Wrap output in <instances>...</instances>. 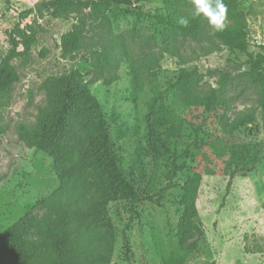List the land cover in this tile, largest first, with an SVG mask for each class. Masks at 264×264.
<instances>
[{
  "label": "rangeland",
  "instance_id": "obj_1",
  "mask_svg": "<svg viewBox=\"0 0 264 264\" xmlns=\"http://www.w3.org/2000/svg\"><path fill=\"white\" fill-rule=\"evenodd\" d=\"M41 1L0 0V62L27 26L37 31L28 56L12 60L18 80L8 94H0V234L27 215L34 224L27 240L34 243L56 217L55 169L60 162L25 147L18 129L37 124L45 106L46 80L78 72L102 107L124 174L141 192L152 182L151 201L106 205L111 224L100 228L99 239L113 243L110 264H166L178 254L185 255L182 264H264V162L231 180L227 168L212 172L208 165L215 153L206 146L205 134L196 135L188 124L179 138L169 141V154L156 162L149 153L146 121L156 93L180 70L195 69L194 92L215 91L217 100V111L205 113L203 128H217L222 137L223 124L248 110L255 117L248 138L253 143L264 141V108L257 86L248 81L250 58L264 67V0H229L226 5L245 17L248 54L231 52L208 30L198 39L172 35L152 18L137 20L126 6L111 7L105 17L91 15L89 8L62 18H53L50 12L25 14ZM133 1L151 15L164 12L166 5L164 0ZM179 7L184 13L195 11L194 0H183ZM71 31L79 33V46L66 54L61 38ZM187 93L177 94L174 101L179 103ZM77 107L91 122L90 104L81 102ZM152 119L156 124V110ZM68 130L62 141L68 139ZM69 144L75 148L76 142ZM172 164L182 170L160 199ZM196 167L203 173L195 202L198 228L181 229L183 208L178 201Z\"/></svg>",
  "mask_w": 264,
  "mask_h": 264
},
{
  "label": "trees",
  "instance_id": "obj_2",
  "mask_svg": "<svg viewBox=\"0 0 264 264\" xmlns=\"http://www.w3.org/2000/svg\"><path fill=\"white\" fill-rule=\"evenodd\" d=\"M164 1V12L153 15L142 12L133 0H43L33 9L25 11V14L42 16L44 12H50L53 18H62L89 8L91 15L105 17L111 7L126 6L137 20L142 16L152 18L166 27L172 35H188L192 39H198L208 30L210 37L231 52L248 54L247 25L241 13L227 9L225 27L216 30L203 15H194L195 11L184 13L179 7L183 0ZM223 3L227 5L229 0H223ZM181 17L189 20L187 26L178 23ZM36 32L33 26H27L19 43H14L1 60L0 94H8L13 83L18 80L12 60L28 56L30 47L35 42ZM79 41L80 35L76 31L62 36L63 52L68 54L77 49ZM248 62V81L257 86L260 107L264 108V67L251 58ZM105 82L109 83L110 80ZM196 84L195 69H182L149 103L146 121L150 155L156 162L168 155L169 141L179 138L183 127L188 124L194 128L196 135L204 133L207 137L206 146L215 153L208 165L212 172L217 173L219 168H227L230 170L229 180L252 172L259 162H264V141L253 143L248 138L252 132L250 126L254 125V114L248 110L237 113L229 123L223 124L222 137L217 135V128L206 131L203 128L205 113H216V93L194 92ZM43 86L47 95L45 106L37 116V124L20 126L18 135L25 147L34 148L48 154L54 162H60L55 169L59 180L55 192L59 199L56 217L48 222L45 233L34 243L27 240L28 233L34 226L27 215L2 232L0 264H110L113 243L101 242L99 239L100 228L111 224L106 205L119 201H151L152 197L148 192L152 182L141 192L122 171L117 152L110 142L102 107L91 95L80 73L72 72L50 78ZM179 93L187 94L178 103L174 99ZM81 102L90 104L91 122L79 114L77 105ZM160 109L163 110L162 115L158 114ZM155 110L156 124L152 119ZM195 120L198 125H195ZM67 128L68 139L62 141ZM71 140H75V148L70 146ZM59 145L60 149L57 150ZM198 169L196 167L193 170L182 186L178 201V205L183 208L179 222L181 229L198 228L195 202L203 175ZM180 170L182 168L174 164L167 167V185L161 189L160 199ZM184 260L185 255L178 254L169 258L166 264H182Z\"/></svg>",
  "mask_w": 264,
  "mask_h": 264
},
{
  "label": "clouds",
  "instance_id": "obj_3",
  "mask_svg": "<svg viewBox=\"0 0 264 264\" xmlns=\"http://www.w3.org/2000/svg\"><path fill=\"white\" fill-rule=\"evenodd\" d=\"M194 8V15H203L216 30H222L225 27L227 6L223 0H194ZM178 23L181 26H187L189 20L186 17H181Z\"/></svg>",
  "mask_w": 264,
  "mask_h": 264
}]
</instances>
